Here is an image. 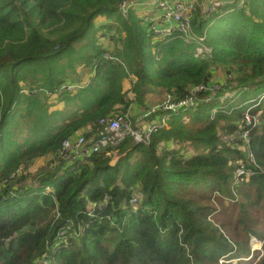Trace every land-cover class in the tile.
<instances>
[{"label": "trees", "instance_id": "obj_1", "mask_svg": "<svg viewBox=\"0 0 264 264\" xmlns=\"http://www.w3.org/2000/svg\"><path fill=\"white\" fill-rule=\"evenodd\" d=\"M119 1L0 0V264H251L243 260L252 254L250 236L264 240V0H248L240 12L224 8L210 19L197 8L193 32L206 35L212 50L205 58L195 57L196 41L153 36L141 16L150 0L130 1L126 14ZM105 13L119 19L88 36ZM115 28L122 48L111 54L97 39ZM79 42L86 45L76 53ZM78 68L89 71L87 81ZM215 83H221L219 96L239 97L231 110L213 113L201 102L195 112L170 117L149 147L127 140L117 157L57 160L65 139L102 117L130 109L136 125L165 93L181 99L191 87ZM246 111L260 123L247 127ZM60 117L67 121L57 131ZM247 130L252 142L240 141L242 151L224 146ZM173 142L197 153L180 156ZM40 159L47 164L32 185L28 171ZM239 167L256 175L238 177ZM135 190L143 199L132 206ZM106 194L113 206L90 222L88 210ZM70 220L75 226L66 246L53 252ZM259 255L254 251L252 261ZM260 258L257 264H264V246Z\"/></svg>", "mask_w": 264, "mask_h": 264}, {"label": "built area", "instance_id": "obj_2", "mask_svg": "<svg viewBox=\"0 0 264 264\" xmlns=\"http://www.w3.org/2000/svg\"><path fill=\"white\" fill-rule=\"evenodd\" d=\"M148 4L156 8L153 18L145 16V24L155 38L168 41L180 39L188 43L196 41L199 43L196 57L205 58L207 55H211L212 50L205 44L206 35L203 38H198L193 32L192 22L195 10L199 8L204 14L205 19H210L213 14L220 12L224 8L228 9L227 13L244 11L248 7V0H150ZM105 60H113V58L107 54ZM229 80H232V77ZM222 82L227 86L226 81ZM221 90V83L212 85L202 84L191 87L188 94L181 99H177L167 92L164 94L163 100L152 106L136 125L133 124L130 109H128L126 114L102 117L95 125H88L81 132L65 139L56 154L57 160L63 163L74 164L86 163L92 157L100 154H105L108 157L114 156L117 149L127 140H131L136 146L149 147L154 137L168 127L170 117L177 116L186 111L195 112L198 110L201 102L208 103L205 101L207 96L202 99L201 95L208 94V97L213 102L217 100L226 102L229 105L232 104L231 100L235 94L231 93L219 96ZM161 112L165 115L160 118L159 122H151L150 118ZM245 121L247 127L250 128L260 123L258 119L253 121L249 111L246 112ZM237 136L238 139L242 137L241 141L245 142V145H250L252 142L250 130L237 133ZM176 145L178 144L176 143ZM176 145L173 142L171 149L179 151L175 149ZM180 152L184 153L180 154ZM179 154L180 156H192L191 154L187 155V151L183 150L179 151ZM170 159L171 157H169L168 161ZM250 160L254 162L252 156ZM23 170L24 168H21L18 172ZM236 174L238 177L246 175V180L255 175L252 170H245L241 167L237 168ZM113 199L112 194H106L100 202L93 203L87 213L90 222H93L100 215L108 211L113 206ZM142 199V192L135 190L130 204L137 206ZM74 226V221H68L67 227L59 233L60 244L55 245V248L60 249L66 246L64 245V241L67 240L68 231L73 229ZM86 227H81L83 232ZM44 262L46 261H43L41 264Z\"/></svg>", "mask_w": 264, "mask_h": 264}, {"label": "rangeland", "instance_id": "obj_3", "mask_svg": "<svg viewBox=\"0 0 264 264\" xmlns=\"http://www.w3.org/2000/svg\"><path fill=\"white\" fill-rule=\"evenodd\" d=\"M144 2V0H134V3H138V2ZM133 3V4H134ZM145 8H147V11H145L144 13H141V16H147V18H153L154 17V12L156 11V8L152 7L151 4H148V3H144L143 4ZM128 7V6H126ZM130 7V6H129ZM139 15H140V11L136 8V14H135V18L139 19ZM119 19V15L117 13H105V14H100L94 21V26L93 28L90 30L88 36H92V35H95V34H98L100 35L99 31H102L104 30L105 28L103 27H106L109 23H115V21H117ZM213 25V24H212ZM103 33H105L106 35L108 34V36H104V37H100L99 40L97 39V42L98 44L102 45V47H105L106 51L107 52H110L111 54L115 52V49L116 48H122V41L119 40V39H116L118 38V36H120L121 34L118 32L117 28L115 29H112V30H105L103 31ZM112 36H115V37H112ZM85 45H86V42H79V43H76L74 48H75V52L78 53L79 51H81L83 48H85ZM199 45V43H198ZM197 55V50H196V54H195V57ZM77 75L80 76V79L81 81H87L88 80V77H89V71H86V70H83V68H78L77 69ZM225 73L222 72L220 69H219V77H222V75H224ZM88 75V77H86ZM230 77H232V75H230ZM229 77V78H230ZM76 78L75 77H72V78H69V81H74V79ZM225 81H227V79H223ZM222 95H226V93L224 92ZM233 99L231 100V102H237L239 100V97L233 95ZM224 99V97H223ZM57 101V100H56ZM59 101V100H58ZM206 102H208V104H211L212 105V111L213 113H216L217 111H219V108H223V109H230L231 110V107L229 104H227L226 102H223V101H217L215 100V102H213L208 96L206 97L205 99ZM59 102H65L64 101H59ZM254 102V101H253ZM248 102H246L243 106L247 105ZM219 105H221V107H219ZM61 106H63V103L61 104ZM54 109L50 110V111H53ZM247 112V111H246ZM230 114V112L228 113ZM214 115V114H213ZM64 117V116H63ZM64 121H67L65 120L64 118L60 117V121H58L56 124L59 126V129L60 130L63 126L62 123H64ZM66 123V122H65ZM188 123V122H187ZM234 124V123H232ZM231 124V125H232ZM236 124H240L238 122H236ZM228 125V124H227ZM224 136H227L229 137L228 135H226V133L224 132ZM242 137L238 139V136L236 134V136L233 138V139H226L225 142H223L224 146H227L228 148H231V147H235L237 148L238 150L242 151V147L239 146V142L241 141ZM236 140H238V143L233 144V142ZM1 144V143H0ZM232 144V145H231ZM176 145V143H175ZM177 147H175L176 150H179V151H187V155H195L197 152L193 151L192 148H190L189 145H176ZM184 152H180V154H183ZM115 157L118 156V152L115 153L114 155ZM36 160L34 161V163L32 164V166L29 168V171L31 174H30V183L32 185H35L37 182H33L32 179L40 172L39 168L42 167L45 168V165L47 164V160ZM253 160V159H252ZM235 164V162H234ZM24 166V165H23ZM23 168V167H21ZM45 170V169H44ZM47 171V170H45ZM22 172H18L16 171L14 174H12L11 176H9L7 179L4 180L5 182V186L10 183H14L15 180H16V177L18 174H20ZM37 186V185H36ZM35 187V186H34ZM0 189H1V186H0ZM83 228V227H82ZM82 228L79 229L80 232H77V235L79 236V238H81L83 235H84V232L82 231ZM86 230V229H85ZM2 240H5L4 242H8L7 239H2ZM255 241H257L258 243H254ZM60 244V243H59ZM263 246H264V240H258L256 239L253 235L250 236V240H249V247L251 248L250 251L252 250V254L250 255L249 259L247 261H251V264H257L258 261H261V258L262 257V252H263ZM49 247V246H48ZM50 248V247H49ZM58 248H55L53 252H55ZM254 250H259L260 252V255L259 256H256L257 259L252 261V258H253V252ZM222 261V260H221ZM220 261V264H223L221 263ZM225 261V260H224ZM228 262V261H227ZM226 262V263H227ZM43 264H47L46 262H44ZM235 264V263H233ZM260 264V262H259Z\"/></svg>", "mask_w": 264, "mask_h": 264}, {"label": "water", "instance_id": "obj_4", "mask_svg": "<svg viewBox=\"0 0 264 264\" xmlns=\"http://www.w3.org/2000/svg\"><path fill=\"white\" fill-rule=\"evenodd\" d=\"M133 0H120L118 3V8H120L121 13H124V8L127 3ZM125 14V13H124Z\"/></svg>", "mask_w": 264, "mask_h": 264}, {"label": "clouds", "instance_id": "obj_5", "mask_svg": "<svg viewBox=\"0 0 264 264\" xmlns=\"http://www.w3.org/2000/svg\"><path fill=\"white\" fill-rule=\"evenodd\" d=\"M126 7V6H125ZM125 9V8H124ZM124 13L126 14V12H125V10H124ZM186 112H192V111H186ZM186 112H182V113H186ZM181 114V113H180ZM179 115V114H178ZM0 143H1V141H0ZM256 175V174H255ZM254 175V176H255ZM253 176V177H254ZM252 178V177H251ZM250 178V179H251ZM254 251H256V250H254ZM249 259V258H248ZM248 259H243V260H248ZM240 259H233V260H231V261H228L227 263H230V262H232V263H237L238 261H239Z\"/></svg>", "mask_w": 264, "mask_h": 264}, {"label": "crops", "instance_id": "obj_6", "mask_svg": "<svg viewBox=\"0 0 264 264\" xmlns=\"http://www.w3.org/2000/svg\"><path fill=\"white\" fill-rule=\"evenodd\" d=\"M155 13V12H154Z\"/></svg>", "mask_w": 264, "mask_h": 264}]
</instances>
